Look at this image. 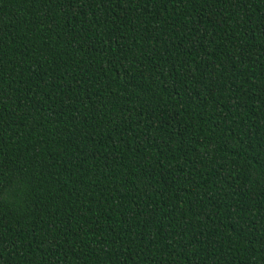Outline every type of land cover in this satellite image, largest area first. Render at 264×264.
Returning a JSON list of instances; mask_svg holds the SVG:
<instances>
[{"label":"trees","instance_id":"1","mask_svg":"<svg viewBox=\"0 0 264 264\" xmlns=\"http://www.w3.org/2000/svg\"><path fill=\"white\" fill-rule=\"evenodd\" d=\"M0 264H264V0H0Z\"/></svg>","mask_w":264,"mask_h":264}]
</instances>
